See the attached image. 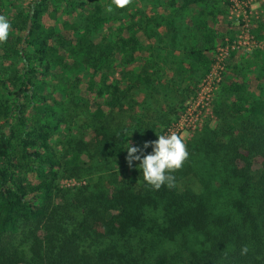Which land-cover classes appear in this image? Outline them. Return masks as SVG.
Here are the masks:
<instances>
[{
  "label": "trees",
  "instance_id": "trees-1",
  "mask_svg": "<svg viewBox=\"0 0 264 264\" xmlns=\"http://www.w3.org/2000/svg\"><path fill=\"white\" fill-rule=\"evenodd\" d=\"M24 1L0 0V264H264V51L231 48L230 0ZM222 47L211 116L154 189L127 143L168 133Z\"/></svg>",
  "mask_w": 264,
  "mask_h": 264
},
{
  "label": "clouds",
  "instance_id": "clouds-1",
  "mask_svg": "<svg viewBox=\"0 0 264 264\" xmlns=\"http://www.w3.org/2000/svg\"><path fill=\"white\" fill-rule=\"evenodd\" d=\"M129 0H112L116 8H123ZM112 5L105 8L106 13L113 11ZM10 23L8 19L0 15V42L7 40ZM156 140L145 142L142 147L132 146L127 143L126 162L129 167L138 161V169L142 172V179L154 189L162 185L172 186L174 177L171 173L179 169L188 156L186 144L181 137L174 133L156 135ZM151 148V152L145 154L144 150Z\"/></svg>",
  "mask_w": 264,
  "mask_h": 264
},
{
  "label": "rangeland",
  "instance_id": "rangeland-1",
  "mask_svg": "<svg viewBox=\"0 0 264 264\" xmlns=\"http://www.w3.org/2000/svg\"><path fill=\"white\" fill-rule=\"evenodd\" d=\"M29 1L31 0H25L24 6H26ZM141 5L143 4L141 3ZM240 5H241L240 7H237L235 6V4H233V7L229 8L228 16H227V19L228 21L231 22V25H234L235 27L239 28L240 34L238 36L241 35L244 25H246V27L250 29L251 28L255 29L257 28L258 25L264 22V0H240ZM239 43H241L239 51L244 54H252L256 51H264L263 42L257 40L253 34H249L248 32L244 33ZM145 55L146 53L142 52L140 54V59L142 60ZM221 77L222 76L220 75V80ZM211 81H212V88L210 87L209 84L211 83ZM201 82L196 86L197 89L198 87L200 88ZM208 82H209L208 85L204 88V91H206V95L205 98L202 100V102H199L198 105L193 101L189 103V105L191 106L189 110L190 112L188 111L190 115L188 116L189 118L187 120L189 122H182L180 120V122L182 123L180 127L182 128L179 129V126L177 127L178 131L176 134H178L183 141H186L189 135H191V133L195 129L200 128L201 125L205 122V120L211 116L213 95L220 81L217 82L216 79L215 80L212 79ZM200 91L199 93L202 94V91L201 92ZM194 105L196 106L193 108ZM193 120L194 122H192ZM191 123H193L194 125L196 124V128L194 130H191V128H193ZM174 124L176 123H173V125ZM174 132L176 131L174 130ZM82 180L85 181L84 178ZM75 182L79 183L78 181ZM62 185H65L63 181H62Z\"/></svg>",
  "mask_w": 264,
  "mask_h": 264
},
{
  "label": "built area",
  "instance_id": "built-area-1",
  "mask_svg": "<svg viewBox=\"0 0 264 264\" xmlns=\"http://www.w3.org/2000/svg\"><path fill=\"white\" fill-rule=\"evenodd\" d=\"M230 2H231V7H233V4H235V6H237V7H240L241 6L240 5V0H230ZM246 32H248L250 34L249 28L246 27V25H244L243 26V31H242L241 35L238 36L237 40L232 43V45H231V48L232 49H234V48L240 49L241 43H239V41L242 38V36L244 35V33H246ZM218 51H219V55H218V57L216 59V62L212 65L211 70H210V73L203 79V81H202V83L200 85L199 91L201 89L203 96L198 91L197 94L195 95V97H193V99H190L186 103L187 104L186 112L183 115H181L180 119L176 122V124H174V125H172L170 127V129L168 130V133L174 132V130L176 131L174 133H177V131H178V128L177 127L178 126H179V129L182 128V127H180L182 125V123L180 122V120L182 122H189L187 120L189 118L188 116L190 115L189 114V112H190L189 110H190V107H191L189 105V103L193 101L194 103H197V105H198L199 102H202V100L205 98V95H206V91H204V88L208 85V83H209L208 81H210L212 79L213 80L216 79L217 82H218L220 80V75H221V71H222L221 61H222V58L226 55L227 47L219 48ZM209 84H210V87L212 88V81ZM195 106L196 105H194L193 108ZM192 122H194V120ZM191 124L193 126V128H191V130H194L196 128V124L195 125L193 123H191ZM64 184L65 185H71L72 186V185H77L78 183H76L75 180H69V181H64Z\"/></svg>",
  "mask_w": 264,
  "mask_h": 264
}]
</instances>
